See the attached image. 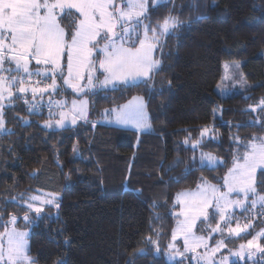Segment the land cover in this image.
I'll use <instances>...</instances> for the list:
<instances>
[{"label":"trees","instance_id":"trees-1","mask_svg":"<svg viewBox=\"0 0 264 264\" xmlns=\"http://www.w3.org/2000/svg\"><path fill=\"white\" fill-rule=\"evenodd\" d=\"M170 14L182 27L177 35L159 37L162 71L152 82L155 93L140 86L123 93L89 94L87 123L80 119L66 129L43 127L49 98L68 100L73 95L62 83L59 94L44 95L41 114H29L21 99L6 113V126L14 134L0 135V209L4 221L14 214L17 227L30 228V255L38 264H165L176 223V194L195 188L201 177L220 183L232 156L242 154L253 137L264 136V112L251 110L264 99V0H171L155 10L150 6V20L144 22L159 32L157 26ZM62 26L67 31L72 24L66 20ZM224 59L243 60L244 75L255 85L227 97L219 95L216 84ZM136 93L146 98L151 131L118 129L103 122L106 108ZM27 98L32 100L31 93ZM215 107H221L215 121L218 142H205L194 152L191 144L200 139L201 129L213 124ZM234 137L239 141L233 143ZM200 150L217 154L226 166L215 171L197 168L173 182V177H184L193 156L199 160ZM177 160L183 163L169 171ZM262 182L258 170V190ZM40 189L59 196L60 219L26 227L20 196L27 198ZM50 211L56 215V209ZM148 237L159 241L158 257L155 246L146 243ZM255 264H264V259Z\"/></svg>","mask_w":264,"mask_h":264},{"label":"snow or ice","instance_id":"snow-or-ice-1","mask_svg":"<svg viewBox=\"0 0 264 264\" xmlns=\"http://www.w3.org/2000/svg\"><path fill=\"white\" fill-rule=\"evenodd\" d=\"M169 2L171 0H151V8L155 10ZM149 8V0H0V135L14 134L5 127L6 113L15 110L14 100H23L29 114L39 115L44 95L51 97L63 91L58 80L81 95L123 93L140 86L150 94L158 91L152 82L155 74L162 71V61L154 58L153 53L157 50L163 53L160 35H177L182 24L170 14L157 26L158 32L150 23H144L150 20ZM66 20L72 24L67 31L62 26ZM234 67L239 69L240 65ZM225 69L228 73L230 66L225 65ZM225 79L234 77L226 75ZM240 86L245 90L249 88L242 76ZM29 93L31 101L27 98ZM103 98L107 99V96ZM65 103L49 98V119L43 124L45 129H66L68 113L60 111L59 119L54 124L52 122L57 115L53 109H63ZM87 106V100H81L79 105L76 100L72 101L71 111L75 115L71 118V125H76L77 119H84L87 123ZM146 109L144 98L137 96L125 105L105 109L102 115L112 117L105 122L118 129L148 132L151 123ZM257 109L264 112V99L251 110L256 112ZM216 119L214 110L213 124L201 129L200 139L191 144L194 152L205 142H218ZM23 124H29V121L24 120ZM237 141L239 137H234L233 143ZM184 143L188 144L189 140L186 138ZM244 148L242 154L237 151L232 156V164L219 178L220 183L211 184L201 177L194 190L176 194L173 207L178 205L179 210L172 213L176 223L167 245L165 264H229L230 256L239 260L247 256L251 260L257 252L264 255V244L260 242L264 239V228L246 244H240L239 250L228 249L229 255L222 254L231 239L241 237V233L250 234L248 229L253 227L252 219L264 217V182L258 190L254 180L258 169L264 176V137H253ZM181 163L183 161L177 160L168 170ZM221 166H226L223 160L201 151L199 160L193 156L191 165L185 168L184 177H173L172 181L179 182L197 168L215 171ZM20 200L24 204L19 206L26 209L22 217L26 227L60 219L61 200L55 193L27 198L21 194ZM46 208L49 211H45ZM53 208L56 209L55 216L50 211ZM235 209L253 213L243 227ZM156 218L160 219L159 216ZM17 219L13 214L4 221L0 209V227L4 228L0 232V264H38L30 255L29 232L18 230ZM213 220L217 221L214 227ZM213 234H219V239L210 246ZM178 241H182V245H178ZM146 243L155 246L158 257L161 252L159 241L148 237ZM217 253L221 255L217 257ZM140 254H145L143 249ZM57 264L65 262L57 261Z\"/></svg>","mask_w":264,"mask_h":264},{"label":"rangeland","instance_id":"rangeland-1","mask_svg":"<svg viewBox=\"0 0 264 264\" xmlns=\"http://www.w3.org/2000/svg\"><path fill=\"white\" fill-rule=\"evenodd\" d=\"M149 5L151 6V0H149ZM141 35H142V32H141ZM151 35H152V33L149 32V37H151ZM153 55H154V58H157L158 59V50L155 51L153 53ZM236 64H239L240 65L239 69H236L234 67V65H236ZM225 65H229L230 66V70H229L228 73H226ZM226 75H231V76L234 77V79H225V76ZM241 76L243 77L244 82L249 86L248 89H250L251 87H253L255 85V82H252V81L248 80L245 77V75H244V72H243V60H241V59H224L222 61V73H221V77L219 78V80H218V82L216 84V91L218 92V94L221 95L222 97H227V96H230V95H232V94H234L236 92L245 91V89L241 88V86H240V78H241ZM101 79H102V77H101ZM57 83L58 84H61L62 81H59L58 80ZM65 87L67 88V86H65ZM70 90H72V89H70ZM137 96L143 97L144 98V101L146 103V98L144 97V95L136 93V94L130 96L127 100H125L120 105L127 104L129 101L132 100L133 97H137ZM53 100L65 101L66 102L63 109H56V108L53 109V111L57 113V115L53 118V121H52L53 124L55 123V120L56 119H59V116H58L59 115V112L60 111H64V112L68 113V118L65 121V124H66V126L71 125V118H72L73 115H75V113H73L71 111L72 101L73 100H76L77 101V105H79V103H80L81 100H87L88 101V106H87V109H86V118H87V115H88V112H89V97L87 95H81V94H77V93L73 92V95L71 96V101L70 102H67L68 100L65 99V98L64 99H58L57 98V99H53ZM117 106H119V105H116V106H113V107H110V108H106V109H112V108L117 107ZM214 110L216 111V117H219L221 115V107H215L213 109V112H214ZM104 112H105V110H104ZM111 118L112 117H106V115H104L103 120L106 121V119H111ZM48 119L49 118H47L46 120H48ZM79 120L80 119H77V122ZM81 120H83V119H81ZM44 122H43V124H44ZM5 127L7 128L6 125H5ZM258 137H264V136L263 135H260ZM201 151H204V150H200V152ZM204 152H209V151H204ZM210 153H212L214 156L219 157L222 160V158L220 156H218L217 154H215L213 152H210ZM255 177H256V174L254 176V180H255ZM208 182L211 183V184H217V183H213V182H210V181H208ZM195 188H192V189H184L182 191H185V190H194ZM46 193H53V192L40 189L36 193L31 194L30 196H32V195H42V194H46ZM178 210H179V206H178V208H177L176 211H178ZM234 211L236 212V214L238 216V221H239L241 227L244 226V224H245V222H246V220L248 218H250V217L253 216V213H251V212H249V213H242L240 209H235ZM252 224H253V227L250 228V229H248V232L250 233V234H248L249 236L245 238V236H247V235H245L244 233H241V237H236V238L231 239L228 242V247L222 250V254L223 255H229L228 249H232L233 251L239 250V245L240 244H242V243L243 244H246L247 240L252 239V237L256 234V232H259L262 228H264V217L256 216L254 219H252ZM233 226H235V221L233 222ZM17 228H18V230H21V231H28L29 232V236H30L31 230H30L29 227H27V228H19V227H17ZM3 231L0 230V232H3ZM206 234L207 233H205V235ZM213 236H214L215 239H219V234H213ZM215 239L214 240H212V239L209 240V245L210 246H214ZM178 245H182V241H178ZM198 251H201L202 252L203 249H199ZM246 251H247V249H246ZM216 255H217V257H219L221 255V253H217ZM261 258L264 259L263 257L260 256V253L257 252L252 257L251 260H253V261H252L251 264H253V262H255V261H257V260H259ZM236 259H239V258H237V257H231L230 256L229 257V264L232 263L233 261H235ZM245 259H247V256H245Z\"/></svg>","mask_w":264,"mask_h":264},{"label":"crops","instance_id":"crops-1","mask_svg":"<svg viewBox=\"0 0 264 264\" xmlns=\"http://www.w3.org/2000/svg\"><path fill=\"white\" fill-rule=\"evenodd\" d=\"M68 89H69V88H68ZM70 101H71V98H70V99H68V101H67V102H70ZM58 116H59V115H58ZM58 116H57V117H58ZM103 122H104V123H106V122H105V120H103ZM107 124H108V123H107ZM132 130H133V129H132Z\"/></svg>","mask_w":264,"mask_h":264},{"label":"built area","instance_id":"built-area-1","mask_svg":"<svg viewBox=\"0 0 264 264\" xmlns=\"http://www.w3.org/2000/svg\"><path fill=\"white\" fill-rule=\"evenodd\" d=\"M47 109H48V107H47Z\"/></svg>","mask_w":264,"mask_h":264}]
</instances>
